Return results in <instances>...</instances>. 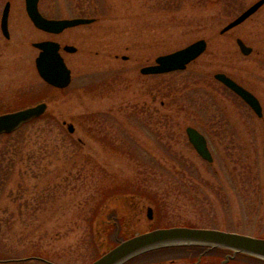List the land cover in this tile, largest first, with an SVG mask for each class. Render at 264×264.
<instances>
[{"label":"rangeland","instance_id":"374dc122","mask_svg":"<svg viewBox=\"0 0 264 264\" xmlns=\"http://www.w3.org/2000/svg\"><path fill=\"white\" fill-rule=\"evenodd\" d=\"M6 1L0 113L47 107L0 134V264H88L121 239L177 223L264 237V5L220 33L256 0H39L48 18H94L49 34L33 25L24 0H0V16ZM237 37L253 54L240 52ZM199 38L207 47L185 69L140 72ZM45 39L76 47L60 51L71 70L64 88L37 72L33 42ZM218 71L259 98L262 117L214 78ZM189 125L205 136L212 162L189 142ZM119 193L126 219L113 226L101 211ZM226 253L208 252L200 264ZM194 260L192 250L176 249L128 264ZM225 264L264 260L237 254Z\"/></svg>","mask_w":264,"mask_h":264},{"label":"water","instance_id":"95a60500","mask_svg":"<svg viewBox=\"0 0 264 264\" xmlns=\"http://www.w3.org/2000/svg\"><path fill=\"white\" fill-rule=\"evenodd\" d=\"M38 1L24 0L25 10L34 26L45 32L59 33L65 28L93 21V18L88 17L47 18L39 11ZM263 3L264 0H257L228 21L219 32L224 33L240 24ZM9 8L10 2L6 1L0 17V29L5 37H9ZM236 43L242 53L248 54L251 51V47L246 45L241 38H236ZM206 45L205 39H197L182 48L158 55L153 64L142 66L140 72L142 74H160L183 70L189 62L197 58L206 49ZM33 46L39 49L35 57V66L40 77L54 87H66L71 81V71L60 54L59 42L49 39L40 40L33 42ZM63 50L74 52L76 47L66 44L63 46ZM122 57L125 58L126 56ZM214 78L240 96L257 116L262 117L261 104L251 91L223 72L214 73ZM46 107V102L41 101L0 113V134L10 133L23 123L40 116L45 112ZM67 127L70 132L73 131L72 124H68ZM185 131L196 152L211 162L213 158L204 135L192 126H187ZM146 216L148 219L152 218L151 207L147 208ZM172 245H199L208 249L217 247L231 250V253L226 254L219 264H225L236 253H244L264 260V237L212 227L172 225L152 228L122 239L88 264H122L146 251Z\"/></svg>","mask_w":264,"mask_h":264},{"label":"trees","instance_id":"16d2710c","mask_svg":"<svg viewBox=\"0 0 264 264\" xmlns=\"http://www.w3.org/2000/svg\"><path fill=\"white\" fill-rule=\"evenodd\" d=\"M6 148H11V149H6L7 150H13L12 148H14V144H10L9 146L7 145ZM9 152V151H7ZM9 161H12V160H9ZM11 165V164H9ZM125 196L127 195H124V194H114L111 198H110V201H107V203L105 205L106 206V212L104 210H102L101 212L103 213L105 217V219H107V221L109 222H113V226L115 225H119L120 222H123L125 221V216H124V213L122 212V205L120 204L121 200H124V198H126ZM132 196V195H131ZM113 200V201H111ZM109 206V207H108ZM117 212H121L120 215H116ZM113 215H116V216H113ZM104 218L100 217V224H98L96 226V230L98 232V234L103 230V229H100L101 228V225L104 223ZM103 222V223H102ZM177 225H187V226H197L195 225L194 223H177ZM202 227V226H200ZM204 227V226H203ZM151 229V228H150ZM1 245V244H0ZM110 247V246H109ZM108 247V248H109ZM176 249H189V250H192V253L193 255H195V260L192 262V264H200L201 260H202V257L207 254L208 252H211L213 250H217V251H229L228 249H225V248H217V247H214V248H210L208 249L207 247L205 246H199V245H172V246H165V247H160V248H156V249H152V250H149V251H146L142 254H139L137 256H134L132 257L131 259L127 260L126 262L122 263V264H128L140 257H143V256H149L151 255L152 253H155V252H162V251H167V250H176ZM242 255L248 259H251V260H256V257H253V256H250L248 254H244V253H236V255ZM4 254H0V256H2ZM36 256V255H34ZM31 257V256H29ZM39 257V256H38ZM224 258V256H223ZM233 259V258H232ZM258 259V258H257ZM231 260V259H230Z\"/></svg>","mask_w":264,"mask_h":264},{"label":"flooded vegetation","instance_id":"af4514ba","mask_svg":"<svg viewBox=\"0 0 264 264\" xmlns=\"http://www.w3.org/2000/svg\"><path fill=\"white\" fill-rule=\"evenodd\" d=\"M256 1H257V0H256ZM256 1H254V2H256ZM254 2H253V3H254ZM253 3H251V4H253ZM251 4H250V5H251ZM250 5H248V6H250ZM263 5H264V3L261 4V5L258 7V9L261 8ZM248 6H247V7H248ZM247 7H246V8H247ZM258 9H257V10H258ZM257 10H256V11H257ZM256 11H255V12H256ZM255 12H254V13H255ZM254 13H253V14H254ZM251 15H252V14H251ZM251 15H250V16H251ZM250 16H249V17H250ZM249 17H248V18H249ZM64 18H65V17H64ZM248 18H247V19H248ZM245 20H246V19H245ZM245 20H244V21H245ZM244 21H243V22H244ZM233 28H234V27H233ZM231 29H232V28H231ZM229 30H230V29H229ZM61 32H62V31H61ZM61 32H59V33H61ZM49 34H54V33H49ZM56 34H58V33H56ZM237 38H238V37H237ZM239 38H240V37H239ZM241 39H242V38H241ZM49 40H52V39H49ZM242 40H243V39H242ZM243 41H244V40H243ZM58 42H59V41H58ZM244 43H245V42H244ZM59 44H60V50H61V49L63 50V48H62L63 45H62L60 42H59ZM206 44H207V42H206ZM245 44H246V43H245ZM64 45H66V44H64ZM68 45H72V44H68ZM246 45H248V44H246ZM248 46H249V45H248ZM206 47H207V45H206ZM250 47H251V46H250ZM238 48H239V47H238ZM239 50H240V49H239ZM240 52H241V51H240ZM253 52H254V51H253V47H251V51H250L248 54H244V53H242V52H241V53H242L243 55H250V54H253ZM255 54H256L257 56L260 55L259 52H258V53L255 52ZM257 56H256V57H257ZM194 60H195V59H194ZM191 62H192V61H191ZM218 72H221V71H218ZM223 73H224V72H223ZM225 74H226V73H225ZM226 75H228V74H226ZM228 76H230V75H228ZM230 77H231V76H230ZM231 78H232V77H231ZM234 80H235V79H234ZM235 81H237V80H235ZM237 82H238L239 84H241L243 87H245L246 89H248L243 83H241V82H239V81H237ZM248 90H249V89H248ZM249 91H251V90H249ZM251 92H252V91H251ZM252 93H253V92H252ZM253 94H254V93H253ZM254 95H255V94H254ZM255 96H256V95H255ZM256 97H257V96H256ZM257 98H258V97H257ZM258 100H259V98H258ZM259 102H260V100H259ZM260 104H261V102H260ZM261 106H262V105H261Z\"/></svg>","mask_w":264,"mask_h":264}]
</instances>
